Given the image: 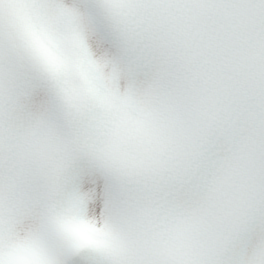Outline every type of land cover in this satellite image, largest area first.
I'll list each match as a JSON object with an SVG mask.
<instances>
[{
  "label": "snow or ice",
  "instance_id": "obj_1",
  "mask_svg": "<svg viewBox=\"0 0 264 264\" xmlns=\"http://www.w3.org/2000/svg\"><path fill=\"white\" fill-rule=\"evenodd\" d=\"M0 264H264V0H0Z\"/></svg>",
  "mask_w": 264,
  "mask_h": 264
}]
</instances>
